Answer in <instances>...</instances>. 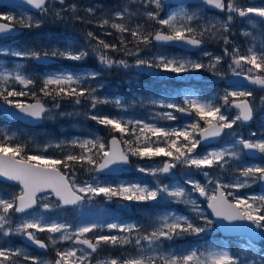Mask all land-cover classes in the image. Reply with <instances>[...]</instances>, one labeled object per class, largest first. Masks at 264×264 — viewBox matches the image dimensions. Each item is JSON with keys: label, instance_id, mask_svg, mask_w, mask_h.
<instances>
[{"label": "snow or ice", "instance_id": "obj_1", "mask_svg": "<svg viewBox=\"0 0 264 264\" xmlns=\"http://www.w3.org/2000/svg\"><path fill=\"white\" fill-rule=\"evenodd\" d=\"M147 3L155 4L156 9L162 7L161 0H146ZM27 3L33 8L40 11L41 14H47L49 9L47 7L49 0H27ZM60 4H64V0H59ZM203 3L221 11H227L226 22H221L219 29H216L215 24L204 27L202 31L197 33V30L191 27V22L199 17L194 12L189 14L183 8L178 12L170 13L166 19L159 18V11H148L145 14L150 20L157 21L160 25L165 26L168 31H156L155 33L144 34L137 25L136 29H130L125 23H111V27L120 33L130 32L131 36L137 44L143 43L148 45L155 40L157 42H182L193 47H199L204 43L203 37L205 33H209L213 38L220 31L228 32L231 22L233 20V13L241 18L259 17L264 23V5L261 6H240L236 0H203ZM71 11H76V5H71ZM89 13L93 12L92 8H88ZM128 9L125 8L124 12ZM124 12H117L116 18L124 20ZM57 17H61L62 11L55 12ZM79 18V17H77ZM0 20L8 21V23H0V35H7L15 30L18 24L21 28H39L41 21L33 19L28 16L17 20L12 15L0 16ZM183 21V22H181ZM249 23L255 24L256 20L250 19ZM109 20L104 19L101 27L108 25ZM88 37L95 39L92 32H89ZM245 35H250L245 33ZM222 39L227 45L229 40L226 36ZM121 43L125 41L121 39ZM103 47V49L117 50L116 45H110L103 40H98L96 48ZM139 48L136 54L138 55ZM225 55L231 56V64L229 65L232 74L241 76L251 84L264 89V50L257 51L254 47L248 49V54L242 55L238 48H233L231 54L228 49L224 50ZM211 55L210 53H204ZM12 55L18 57L33 58L40 60L47 58L49 55L55 57H63L65 59L80 61L85 59L89 53L87 50H75L74 45L69 43L64 49H56L51 51H44L43 54L39 50H29L27 52H13ZM223 57H213L214 63L209 65L210 68H215L217 64L222 61ZM99 60L107 67H112L118 64L125 68L129 67L126 61H114L104 53L99 54ZM153 60L155 63H153ZM153 60L137 59L136 66H147L162 68L165 71L172 73H184L192 70H198L205 67L204 64L190 59L169 58L164 55L153 57ZM245 66H247L245 68ZM22 65H17L15 69L9 70L0 66V100L5 105L19 110L26 116L35 119H42L44 115L50 110L45 107V104L37 97L35 91L31 92L35 103H23L19 100L10 98L24 97L29 93L24 90L10 89L7 85L9 81L23 85L24 88L34 86L36 81L29 75L22 71ZM222 75L220 73H216ZM96 73L76 74L59 72L46 75L42 80L40 92L44 97H51L55 102L58 99L70 98L75 104H81L82 100L90 101L91 108L95 109L98 104H107L110 101L107 98H101L95 95L96 89L85 87V82L91 78L94 79ZM253 96L252 91H230L221 97L224 105H217L213 100H201L195 96H185L184 105L180 106L175 103L164 104L170 109H175L181 113L193 112L203 121V127L199 122L192 123L184 128L165 129L157 127L155 124L144 123L140 120H124L122 118L91 115L90 119L96 121L100 125L108 127L113 132H119L121 136L130 133L134 140H124L123 143L127 145V151L120 147L121 141L113 136L111 140V148L106 150V145L100 137L94 139H75L69 143L82 149L79 155L69 153L60 159H49L41 155H22L25 152L26 146L23 144H11L15 140V136H9L0 131V177L14 181L20 186V192L10 199L0 197V234L7 237L12 234L24 235L29 241L42 249L49 247V244L40 240L35 232H48L49 241L52 246L58 242L72 241L74 244L83 247L71 248L65 251L57 250V259L52 261L41 260L38 257L29 256L19 249L10 250L7 247H0V264H18L15 258L22 257L24 261H30L31 264H93V254H99L102 244L115 246H125L134 244L137 254L129 255L124 258H96L95 264H246L238 254H232L229 250L223 247H215L209 245L204 251L199 249L190 250L187 252L164 251L162 248L163 240H173L175 237L188 235H199L209 231L213 221L208 219L200 210L197 202L191 198V194L181 185L178 184H163L157 179L154 187L148 185L134 183V184H120L116 187L111 185L100 186L86 183L83 186H76L74 182L61 172L60 165L67 168L69 162H80L81 164L96 165L94 170L116 171L120 170V165L129 164V156H135L140 159H152L161 155L169 157L161 167L145 168L138 167L141 173H148L153 177H158L161 174H168L177 165H182L187 168H195L203 170L217 166L224 169L226 165L230 166V160L241 159V153L237 146H242L243 149L255 150L264 156V138L257 140L238 139L232 143L231 148H222L219 150L208 151L204 154H198L196 149L200 146L202 141L209 138H218L226 134L225 130L232 129L237 122L245 123L253 119L254 108L249 100ZM261 103H264V97H261ZM120 105V100L115 101ZM155 103V101H153ZM234 107L237 112L232 118L226 112H222L223 106ZM55 108H59V103H54ZM63 115V113H61ZM164 117L169 120H175L176 117L172 113H165ZM129 125H132L131 129ZM138 129V131H137ZM150 134V135H149ZM255 135V133H253ZM151 137H156V141H152ZM164 137L163 144L160 146L159 138ZM182 138V140H181ZM143 141V146H141ZM52 145H47L51 147ZM61 147V145H56ZM92 149H97L96 156H100L102 163L97 165V160L93 155H90ZM102 154V155H101ZM112 166H117L113 169ZM203 175L208 178L209 184H215L213 194H207V186L201 185L195 181H187L192 184V190L199 192L201 196H207L208 207L212 209L213 215L217 219L228 222L246 221L255 229L264 231V195L251 196L242 198L235 196L232 192H225V189H241L250 186V183L257 181L264 182V163L251 164L241 166L239 168V176L235 182L230 184H223L219 180L213 181L209 172L203 171ZM51 191L58 200V206H76L84 201L87 196L91 197L103 195L111 199L112 197H121L127 201H157L158 199L177 204L191 205L193 212L196 213L197 218L203 221L202 224H197L195 220L187 216L177 215L175 213L165 214L160 218L159 226L154 228L151 232L139 235L136 238H131L130 234L139 232V229L134 224H107L108 229H118L120 232L128 233L125 236L115 235H99L94 239L88 238L89 233L96 229L104 227L98 223H87L77 227L74 231L69 232L72 227L70 224L57 223L56 221L47 222L43 216H32V218H25L18 223L15 228L11 227L12 213H27L29 209H33L39 199L46 197H38V194ZM232 197V199H229ZM44 209H49L51 206L47 203L41 205ZM34 230V231H30ZM53 234H60L58 238ZM146 242V246L142 244ZM251 247V244L249 245ZM80 253L77 255V253Z\"/></svg>", "mask_w": 264, "mask_h": 264}, {"label": "rangeland", "instance_id": "obj_2", "mask_svg": "<svg viewBox=\"0 0 264 264\" xmlns=\"http://www.w3.org/2000/svg\"><path fill=\"white\" fill-rule=\"evenodd\" d=\"M117 1V2H116ZM236 3L240 6H261L264 3H250L249 0H236ZM162 4V1H161ZM71 5H76V16H79V22L83 23L84 30L86 31L84 35L87 34V28H95L97 42H90L86 39L85 46L86 49L89 50V55L79 62L81 65L87 64L88 67H80L79 70L76 71V74H88V73H96L94 79L89 78L84 86L96 89L95 95L101 98H107L110 102L107 104H98L95 109L91 108L90 101L82 100L81 104L77 105L70 98L58 99L57 101H53L52 98L47 99L45 104L46 108L50 111L47 112L44 116V134L45 138L38 137L36 135H32L27 133V137H24L22 134H17L14 131H11L7 125H0V131L6 133L9 136H15V141L19 144L26 145L28 143V155H41L49 159H60L63 160L66 155L69 153L79 155L82 152L78 146L74 147L69 142L75 139L83 140V139H94L96 137H100L102 141L105 143V140H108L109 136L115 134V132L111 131L108 127L104 125L98 124L96 121L90 119L91 115H102L109 117L122 118L124 120H140L144 123L155 124L157 127H162L165 129H173V128H184L190 124H192V120L194 118L195 113L193 112L191 115L188 113H181L176 111L175 109H170L165 106H161V102L164 104L167 103H175L180 106L184 105L185 96H195L201 100H214V97L211 94H206L207 83L201 82L203 78H207V82H210L211 79L221 80L229 77L232 74V71L229 68L231 64V56L225 55V48L228 49L229 54H231L233 48H238L240 54L246 55L248 54V49L250 47H254L255 50L261 51L264 50V23L261 22L259 17H246L241 18L233 13V20L231 22L230 28L228 32H218L216 36L213 38L209 33H205L203 40L207 42V47H205L202 51L196 54H188L179 50H175L173 48H164L157 46L153 42L148 45L143 43L137 44L134 38L131 36L130 32L128 33H120L117 30L111 27V23H125L127 27L130 29H136L137 25L141 26V31L144 34L147 33H155V29L158 31H162L163 29L168 31L165 26L160 25L155 20H150L145 14L148 11L156 12L162 9H167L166 18L172 12H178L182 8L186 10L189 14L196 13L199 17L198 19H194L191 22V27L197 30V33L202 31L204 27L210 26L211 24L216 25V29H212L213 32H216L220 27L221 22L227 21V16L229 13L225 11L219 10L220 14H212L206 12L205 7H173L169 8L162 4V7L157 10L155 4L147 3L146 0H114L109 1L108 4L103 3V0H64V4H60L58 0H51L49 5L47 6L49 11L45 14L46 19L48 20L49 15H52L56 18L65 17L67 15L66 11H71ZM88 8H92L93 12L89 13L87 11ZM127 8L128 11L124 12V9ZM57 10L62 11L61 17H57L55 12ZM117 12H124V20H119L116 18ZM3 15H12L17 18V20L21 18H26L28 16L33 17L35 20H42L40 15L42 14H34L32 12L22 11V10H0V16ZM165 18V19H166ZM104 19L109 20V24L101 27V23ZM250 19L256 20L255 24L249 23ZM87 20V24H85ZM150 21H154L155 23H151ZM183 22V21H181ZM18 25V24H17ZM42 25V23H41ZM90 26V27H87ZM154 28H153V27ZM158 26V28H157ZM36 28V27H33ZM245 33H249L250 35H245ZM223 36H226L229 40V43L226 45ZM125 41L124 44L121 43V39ZM98 40H103L110 45H116L117 50L112 49H103L96 48ZM7 47V48H6ZM137 48H139L138 55L130 54L136 53ZM29 50H37L36 47L32 46L27 49L25 52ZM19 51L18 49H11L8 46H0V66L5 67L9 70H13L17 65H21L18 61H10L17 56L12 55L13 52ZM21 52V51H20ZM104 53L108 57H110L114 61L124 60L127 62L129 67L125 68L118 64H114L112 67H107L102 64L99 60V54ZM204 53H210L211 55H205ZM164 55L169 58H179V59H190L192 61L200 62L205 65L204 68L196 70L195 73L191 75H185L183 73H172L163 70L162 68L156 67H147V66H136L137 59H147L153 60V57ZM221 56L223 57L222 61L216 65V67L210 68L209 65L214 63L213 57ZM9 57V60L6 58ZM69 60V59H68ZM70 61V60H69ZM73 61V60H72ZM85 61L87 63H85ZM153 63L155 61L153 60ZM62 67V66H60ZM247 66H245L246 68ZM63 69H58L57 71H48L41 79L46 75L65 72L69 73L66 66L62 67ZM74 73V72H70ZM216 73H220L222 75H218ZM12 81H9L8 85L11 84ZM15 86H20L22 90H26L30 88H24L23 85L18 83H14ZM252 91L253 96L251 97V101L253 104L254 112L256 117L261 113L260 118L264 119V103H261V97H264V89H260L258 86L254 85L251 89H242V90H232V91ZM119 99L120 105H117L115 101ZM21 101V99H17ZM155 101V103H153ZM54 103H59L60 107L55 108ZM227 114L230 118L236 115L228 110ZM172 113L176 117L175 120H169L164 117L165 113ZM63 113V115L61 114ZM2 114L0 113V116ZM54 124H58L57 128ZM132 125H129L131 129ZM248 129L247 132L244 130ZM55 130H59L60 135H56L53 137V133ZM138 131V129H137ZM251 128L245 127L244 123L237 122L236 125L233 126L232 129H228L226 134H224L222 141L214 146H198L196 152L198 154H204L208 151L219 150L222 148H231L232 143L238 139H245V134L248 136V140H257L264 138L263 133H255ZM150 135V134H149ZM132 140L134 137L130 134ZM164 137L159 138L160 146H164L163 141ZM152 141H156V137H151ZM247 140V139H246ZM61 145V147H56V145ZM47 145H52L51 147H45ZM106 145V144H105ZM141 145L143 146V141H141ZM240 153L241 159L230 160L236 166V169L241 166L251 165V164H261L264 163V156L262 160L259 162H248L244 150L242 146H237ZM108 148L106 147V150ZM125 150L127 151V147L125 146ZM97 149H92L90 155H93L97 160V165L101 161L100 156H96ZM102 155V154H101ZM163 156V155H162ZM169 157L160 158L154 157L152 159H147L145 161L134 162L124 167L123 177H120L117 181L118 185L124 184H146L149 187H154L157 179H159L163 184H178L183 186L190 194L191 198L197 202L199 206V210L211 220L208 212H207V201L206 198L203 201H200L196 196V191L192 190V184L187 183V181H195L200 183L201 185L207 186V194L212 195L215 184H209L208 178L203 175V171H207L210 174V177L213 181L219 180L223 184H230L235 182L236 178L239 176V171L236 170L234 175L229 177V180H226L227 175H223L221 177L214 176L211 172L212 168H207L203 170H197L195 168H187L182 165H177L174 169L171 170L168 174H161L158 177H153L148 173H141L138 171V167L145 168H154L161 167L166 160H169ZM70 171H67L69 179L74 180V184L76 186H83L86 183H90L100 186H106L104 184L107 178L99 176L96 173V165L89 164H81L80 162H69ZM226 167V166H225ZM219 168V167H217ZM221 169V168H219ZM222 172H226L225 168L221 169ZM260 181L250 183V186L241 188V189H233L228 188L225 189V192H232L235 196H240L242 198H247L251 196H259L264 195V193L258 192V185ZM19 193V191H18ZM17 193V194H18ZM0 197L2 194L0 193ZM42 197H46L45 199L38 200V206L33 211L23 215V216H14L15 213H12V224L11 227L15 228L16 225L22 222L25 218H32V216H43L45 221L51 222L56 221L57 223H66L70 224L72 227L69 229V232L74 231L77 227L87 224V223H98L104 225V227L99 229H107L115 232L116 234H120V236L129 235L128 233L120 232L118 229H108L107 224L115 223V224H134L138 227L139 232H133L130 234L131 238H136L139 235L147 234L151 232L154 228L159 226L160 218L168 213H175L177 215L187 216L190 219H194L198 224H202L203 221L197 218L195 212H193L191 205L187 204H177L173 203L170 200L165 201L158 199L157 201H148L150 204L155 205L157 210L154 213H145L147 220H142L141 225L139 226L136 222L134 223H125L121 222L120 219L125 215V213L131 210L130 201L124 200L121 197H112L111 199L104 197L103 195L91 197L90 199L86 196L85 201L78 205L74 210L73 214L68 215L66 213L60 212L57 203L52 196L45 195ZM4 198V197H3ZM5 199H8L5 197ZM47 203L51 207L49 209H44L41 205ZM60 214L63 220L57 219V215ZM76 216L78 219L76 220ZM67 218L68 221L65 219ZM69 218H71L69 220ZM97 230V229H96ZM94 230V231H96ZM34 231V230H30ZM93 231V232H94ZM217 232L215 227H210L209 231L204 234H214ZM92 233V232H91ZM91 233L87 234L90 235ZM262 237L264 240V231L261 230ZM35 235H45V237H49L48 232H35ZM58 238L60 234H53ZM23 235L12 234L7 237L0 234V247L1 244H7V248L10 250L19 249L22 252L31 255V250L25 245L21 244V239ZM184 236L175 237L173 240H163L162 248L164 251H174L177 252H187L190 250L199 249L200 251H204L209 245L215 246L217 248L223 247L230 251V248L226 246V244L217 245L214 243H204L201 242L198 246L193 248L184 249H176L173 246L174 242L183 238ZM49 243H51L49 241ZM69 243L70 246L66 247L63 251L71 249V248H79L73 245L72 241H62L58 242V244ZM262 244H253L247 240L239 239L234 242L236 251L238 255L246 261V264H264V241ZM142 244L146 246V242L142 241ZM251 244V247L249 245ZM51 246V245H50ZM127 248L125 251L127 257L129 255H136V247L134 244H129L123 246ZM123 251V249H122ZM177 252V253H180ZM231 253V252H230ZM80 253L78 252L77 255ZM117 258L115 256H105L101 253L93 254V264H95L96 258ZM118 257V258H124ZM40 258V257H38ZM18 261V264H31L30 261H24L22 257L15 258ZM41 260H47L48 258H40ZM87 264V262H85Z\"/></svg>", "mask_w": 264, "mask_h": 264}, {"label": "trees", "instance_id": "obj_3", "mask_svg": "<svg viewBox=\"0 0 264 264\" xmlns=\"http://www.w3.org/2000/svg\"><path fill=\"white\" fill-rule=\"evenodd\" d=\"M105 3V2H104ZM76 13L77 11L73 12V13H69L67 16L61 18V20H59V18H56L52 15H49L48 20L46 19L45 14L40 15L42 17L41 23L42 25L39 28H26V32H30L32 30L33 33H31L32 36V41H35L36 43H38V45L40 47H42L43 49H45V51H48L49 53L53 50L56 49H64L65 46L69 43L73 44L75 48H78L79 45V38H81V40L83 41V44H81L82 46V50H87L86 46H85V40L86 39H90L92 42H97V38L93 39L87 36H83L79 33V31L77 30V28L75 27V21H76ZM166 13H167V9H162L159 11V18L161 19H165L166 18ZM151 23H155L154 21H150ZM153 27V26H152ZM154 28V27H153ZM158 28V26H157ZM158 29H155L154 32L158 31ZM88 33L92 32L94 34V36L96 37V29L93 28L91 30L87 29ZM162 31L166 32L165 29H163ZM87 33V34H88ZM28 35L25 34L24 36L26 37ZM88 51V50H87ZM49 57L54 59V63L51 65L54 68H58L57 65L64 63L68 66L69 69H71L72 71H76L78 70V65L77 62L72 61V62H68L67 59H63V57H59V56H51L49 55ZM196 70H192L189 72H184L183 74L185 75H191L192 73H195ZM18 91V90H17ZM35 91L37 93V97L41 99V101H43L44 103L46 102L47 99H50L51 97H44L43 94L40 92V89L38 88L37 85L32 86L27 92L29 93L28 95L21 97L22 99H27V101H35L32 96H31V92ZM19 97H14V98H10V99H18ZM2 101V100H0ZM214 103H216L217 105H219L217 103V99L213 100ZM228 110V109H226ZM261 113H259V115L256 117L255 115V119L253 121V123H251L250 125H245V127L247 128H251L254 133H263L264 134V119L260 118ZM3 121H6L5 118L3 119ZM199 122L201 127H203V121H200L199 118L194 115V118L192 120V123H196ZM13 123V122H12ZM15 124L14 126H20L17 124V122L13 123ZM28 129V128H27ZM248 129H245L244 131L247 132ZM28 132L31 133L32 135H36L38 137H43L44 131L42 129V127H38V128H29ZM56 135H60V132L58 130H55L53 133V137H55ZM114 135V134H112ZM117 136H120L122 142L124 140H132L130 133H127L123 136H121L120 133H116ZM245 139H248L247 134H245ZM182 140V138H181ZM108 140H105V143L107 144ZM11 144L15 145L17 144V142L15 140L10 142ZM124 144V143H123ZM28 143H26V150L24 153H22V155L27 156L28 155ZM124 146L127 147V145L124 144ZM142 146V145H141ZM160 158H164V156H159ZM146 158L144 159H140L138 157L135 156H131V162H140V161H145ZM60 169L64 172L70 171V167H63V165L59 166ZM236 170L239 171V168L236 169V166L232 163V161H230V166L226 165L225 167V171L226 172H222L221 169L214 167L211 169V172L214 176L217 177H221L223 175H227L228 177L226 178V180H229L231 177V175H234L236 173ZM74 180H71V182H73ZM107 182V180H106ZM106 185H111L113 187H116L117 181L113 180L110 183H106ZM17 188L14 186H8L5 184H0V192L2 194V196L10 199L13 196H15L17 194ZM230 199H232V197H230ZM148 204H150L148 201H132L131 203V210L129 211L131 214L130 216H128V212L125 213V216L120 220V221H124V222H128L132 219H134V222H136L139 226L142 223V220H146V216H144L143 212L145 209H147V207L149 206ZM151 205V204H150ZM77 207V206H76ZM76 207H67V208H61L60 206H58L60 212L62 211L63 213H66L68 215L73 214V210ZM57 219H61L63 220L64 218L60 217V214H56ZM67 221L68 219L65 218ZM71 218H69L70 220ZM76 220L78 219V217L76 216L75 218ZM196 222V221H195ZM197 223V222H196ZM198 224V223H197ZM212 227L214 226V223L212 224ZM99 235H115V236H120V234H116L113 231L110 230H105V229H97L96 231L92 232L89 236L95 238L96 236ZM184 237L179 239L178 241L174 242L173 246H175L176 249H188V248H193L195 246H198L201 242L204 243H214V244H218V245H222L224 243V241L226 239H224L223 237H221V235L219 233H214V234H204L201 233L199 235H188L185 234L183 235ZM230 242L228 243V246L231 249L232 254H238V252L236 251L234 242L238 241L235 239L229 240ZM7 245V244H6ZM64 246H68L69 243H64L62 244ZM123 249V251H122ZM57 248L51 246L50 247V252L51 253H55L57 252ZM125 251H127V248H124L123 246H111V245H104L102 244L99 250V253H101L102 255L105 256H115V257H124L126 255ZM177 252H180L179 250H177ZM31 255L34 257H38L39 254L35 251L31 252Z\"/></svg>", "mask_w": 264, "mask_h": 264}, {"label": "water", "instance_id": "obj_4", "mask_svg": "<svg viewBox=\"0 0 264 264\" xmlns=\"http://www.w3.org/2000/svg\"><path fill=\"white\" fill-rule=\"evenodd\" d=\"M257 1H261V0H250V2H257ZM162 2L165 5H173V6L206 5L203 3V0H162ZM207 6H209V5H207ZM0 7L18 8V9H23L26 11H34V12L39 11V10L33 8L31 5H29L27 3V0H0ZM213 9H215V8H213ZM22 31H23L22 29L15 26V30L12 33L7 34V35H0V37L16 36V35L20 34ZM153 42L158 46L174 47V48L180 49V50L188 52V53L199 52L206 45L205 42L202 45H200L199 47H193L191 45H188V44H185L182 42H157L155 40H153ZM37 61L48 63V62H50V59L49 58H42V59L37 60ZM248 82L249 81L244 78V74H242L241 76L232 75L231 77H229L226 80V84H228L229 87H231V88H239L243 85H247ZM31 103H35V102H31ZM0 111H2L7 118H9L11 120L20 121V122L25 123V124L30 125V126H38L43 122V118L42 119H35L33 117L26 116L23 113H20L19 110L12 108L8 105H5L3 102H0ZM251 121L245 122V123L248 124ZM225 132H226V130H225ZM115 137L121 141V139L119 137H117V136H115ZM222 137H223V135L221 137H218V138H209L206 141H202L201 144L205 145V146L214 145V144L219 143L221 141ZM112 138L113 137H111L108 141L109 142V148L108 149L111 148ZM120 147L124 149L122 141H121ZM244 152H245V155L247 158H249L251 160H255V161L259 160L262 156V154L256 152L255 150L244 149ZM102 162L103 161H101V163ZM130 162L131 161L129 158V164H130ZM124 166L125 165H120L119 169H121ZM112 168L115 169V168H117V166H112ZM61 172L68 178V174H65L63 171H61ZM96 172L102 176H119V175H121L120 170H116V171H109V170L97 171L96 170ZM0 181L5 182V183L10 184V185H16V186L20 187L16 182L8 181L2 177H0ZM258 191L260 193H264V182H259ZM196 194L200 199H204L206 197V196H201L199 194V192H197ZM41 195H52V197L57 202L60 203L58 198L53 193H51L50 190L46 191L45 193L38 194V197H40ZM63 207H72V206H63ZM30 210H32V209H29L28 211H30ZM207 210H208L212 220L214 221L215 226L218 228V230L222 236L246 238V239H248L254 243L261 240L260 230L255 229V227L250 225L248 222H246V221H234V222L230 223V222L225 221V220L217 219L213 215L212 209L209 208L208 206H207ZM16 214L22 215L24 213H16ZM23 242L26 245H28L29 247L35 248L42 253H48L49 252L48 248L42 249V248L38 247L37 245H35L31 241H29L26 236L23 237ZM79 246H81V245H79Z\"/></svg>", "mask_w": 264, "mask_h": 264}, {"label": "flooded vegetation", "instance_id": "obj_5", "mask_svg": "<svg viewBox=\"0 0 264 264\" xmlns=\"http://www.w3.org/2000/svg\"><path fill=\"white\" fill-rule=\"evenodd\" d=\"M50 1L51 0H49V3H50ZM59 1V0H58ZM49 3H48V5H49ZM47 5V6H48ZM0 10H7L6 8H0ZM68 11H66V13H67ZM39 14V13H38ZM69 13H67V15H68ZM66 15V16H67ZM77 17H79V16H76V18ZM2 20H0V22H1ZM80 20H78V18L76 19V21H75V27L77 28V30L79 31V33L81 34V35H83V36H87V34L86 35H84V33L86 32L84 29V27L82 26L83 25V23L82 22H79ZM20 27V26H19ZM87 27H90V26H87ZM24 29V28H23ZM87 29H89V30H91V29H93V28H87ZM24 32H25V30H24ZM24 32H22L21 33V38L20 37H9V38H4V39H0V46L1 45H3V46H8L9 48H11V49H18L19 51H21V52H25L27 49H29V48H31L32 47V45H33V41H32V37H31V35H30V33H28V36H26V37H23V34H24ZM87 33H88V31H87ZM20 36V35H19ZM90 42H92L90 39H88ZM79 45H78V48H77V51L78 50H82V46H81V44H83V41L81 40V38H79ZM92 43H94V42H92ZM36 46V49L37 50H39V51H41V53H42V51L44 52V50L45 49H42L39 45H38V43L35 45ZM7 48V47H6ZM89 51V50H88ZM43 54V53H42ZM8 60H9V57H6ZM32 59L33 58H26V57H16V58H13V59H11L10 61L12 62V64H13V66H14V63H13V61H18V62H20V64L23 66L22 67V71L26 74V75H29V76H31L35 81H36V83H38V82H41V79H42V77L44 76V74H46L49 70H50V64H43V63H41V64H39V65H37L35 68H34V66H33V64L31 63V61H32ZM13 60V61H12ZM85 63H87L86 61H85ZM77 65L79 66V67H83V66H85V67H88V65L87 64H85V65H81L79 62H77ZM35 70V74L33 73V71ZM225 79V78H224ZM11 84H13V85H7L8 87L10 86H15V84H14V82H12ZM19 86V85H18ZM20 87V86H19ZM20 99H21V101L20 102H23L22 101V98L21 97H19ZM249 100L251 101V97L249 98ZM251 103H252V101H251ZM0 118H2V116H0ZM25 128H27V126L25 127ZM88 238H90V239H94L93 237H88ZM77 247H83V246H77ZM56 252L55 253H51V254H42V255H39L38 257H40V258H48L49 257V261H55V259L57 258L56 257Z\"/></svg>", "mask_w": 264, "mask_h": 264}, {"label": "bare ground", "instance_id": "obj_6", "mask_svg": "<svg viewBox=\"0 0 264 264\" xmlns=\"http://www.w3.org/2000/svg\"><path fill=\"white\" fill-rule=\"evenodd\" d=\"M109 1H114V0H103V3L105 2L106 4H108ZM116 2H117V1H116ZM78 20H79V18H78ZM85 24H87V20H86ZM203 79H204V80L206 81V83H207V88H208V90L206 91V94H211V95L214 97V100L217 99V103H218L219 105H224V101L221 99V97H223V96L226 94V92H230V91H232V90H231V87H229V85L226 84V80H227L228 78H226L225 81L211 79L210 82H207V81H208L207 78H203ZM37 86H38V88L40 89L41 86H42V82H38V83H37ZM252 87H254V85L251 84L250 82H248L247 85H243V86H241L240 89H251ZM22 101H23L24 103H29V101H27V99H22ZM226 109H228V110H229L230 112H232V113H235L234 108L231 107L230 105H229V106H223V107L221 108V111L227 113ZM236 112H237V111H236ZM5 120H6L7 124L9 125V127L12 128L17 134H22L24 137H27L26 134L29 133L27 128H22V127L14 126V125H12V124L10 123V121H9L7 118H5ZM0 125H1V124H0ZM54 126L57 128V126H59V125H58V124H54ZM59 127H60V126H59ZM58 131H59V130H58ZM116 133H117V132H115L114 135H116ZM118 133H119V132H118ZM116 136H117V135H116ZM118 137L120 138V136H118ZM42 138L44 139V138H45V135H44ZM105 144H106V143H105ZM106 147L109 148V142H108V141H107ZM111 177H112V178H115L116 176H111ZM148 205H149V206L147 207V209L144 210L145 213H154V212L157 210V208H156L155 205H150V204H148ZM130 214H131V213L128 212V216H130ZM147 219H148V218L146 217V220H147ZM192 219H193V218H192ZM193 220H194V219H193ZM127 223H134V219L128 221ZM37 237H38L40 240L44 241L45 243L51 245V243H49V239H48V237H45V235H38ZM51 246H52V245H51ZM53 247L57 248V249L60 250V251H63V250L66 248L64 245H62V244H58V243H57L55 246H53Z\"/></svg>", "mask_w": 264, "mask_h": 264}]
</instances>
